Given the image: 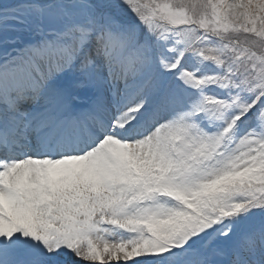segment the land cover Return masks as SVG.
I'll use <instances>...</instances> for the list:
<instances>
[{
    "label": "snow or ice",
    "instance_id": "6c2138e0",
    "mask_svg": "<svg viewBox=\"0 0 264 264\" xmlns=\"http://www.w3.org/2000/svg\"><path fill=\"white\" fill-rule=\"evenodd\" d=\"M0 264H264V0H0Z\"/></svg>",
    "mask_w": 264,
    "mask_h": 264
}]
</instances>
